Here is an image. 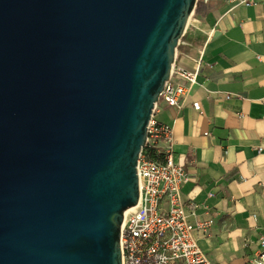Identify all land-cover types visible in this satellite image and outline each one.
I'll return each mask as SVG.
<instances>
[{
	"label": "water",
	"instance_id": "obj_1",
	"mask_svg": "<svg viewBox=\"0 0 264 264\" xmlns=\"http://www.w3.org/2000/svg\"><path fill=\"white\" fill-rule=\"evenodd\" d=\"M197 0H0V264H121L137 162Z\"/></svg>",
	"mask_w": 264,
	"mask_h": 264
},
{
	"label": "crops",
	"instance_id": "obj_2",
	"mask_svg": "<svg viewBox=\"0 0 264 264\" xmlns=\"http://www.w3.org/2000/svg\"><path fill=\"white\" fill-rule=\"evenodd\" d=\"M175 63L197 67L195 83L181 107L160 101L154 117L172 128L175 163L190 178L181 198L191 222L213 221L198 236L213 264H248L264 238V0H199Z\"/></svg>",
	"mask_w": 264,
	"mask_h": 264
},
{
	"label": "built area",
	"instance_id": "obj_3",
	"mask_svg": "<svg viewBox=\"0 0 264 264\" xmlns=\"http://www.w3.org/2000/svg\"><path fill=\"white\" fill-rule=\"evenodd\" d=\"M200 1L208 3L209 0ZM228 1L241 7L255 3V0ZM212 14L217 22L221 19L217 13ZM212 32L209 30L205 34L210 38ZM181 44L182 38L178 47ZM202 52L199 51V54L202 55ZM200 61H196L197 65H200ZM196 76L197 67L194 71H188L174 61L158 102L181 107ZM180 80L188 86L181 85ZM157 104L148 122L145 145L136 167L139 200L135 210L124 213L120 228L121 264H213L198 244V236L207 235L213 221L191 222L189 219L180 188L190 178L175 163L172 128L158 123L154 117ZM192 108L198 112L201 110L199 103H193ZM248 264H264L263 237L259 239L258 251L249 256Z\"/></svg>",
	"mask_w": 264,
	"mask_h": 264
},
{
	"label": "bare ground",
	"instance_id": "obj_4",
	"mask_svg": "<svg viewBox=\"0 0 264 264\" xmlns=\"http://www.w3.org/2000/svg\"><path fill=\"white\" fill-rule=\"evenodd\" d=\"M135 209H136V207H133V208L127 210V211L125 212V214L128 213V212H130V211H133V210H135Z\"/></svg>",
	"mask_w": 264,
	"mask_h": 264
},
{
	"label": "trees",
	"instance_id": "obj_5",
	"mask_svg": "<svg viewBox=\"0 0 264 264\" xmlns=\"http://www.w3.org/2000/svg\"><path fill=\"white\" fill-rule=\"evenodd\" d=\"M154 159H156L157 157H155V156H152Z\"/></svg>",
	"mask_w": 264,
	"mask_h": 264
}]
</instances>
